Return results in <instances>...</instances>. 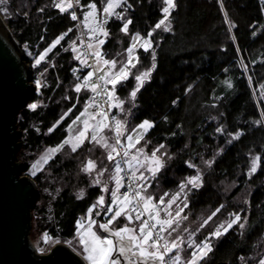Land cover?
<instances>
[{
	"label": "trees",
	"instance_id": "trees-1",
	"mask_svg": "<svg viewBox=\"0 0 264 264\" xmlns=\"http://www.w3.org/2000/svg\"><path fill=\"white\" fill-rule=\"evenodd\" d=\"M107 2L80 0L77 4L75 0L80 25L71 19V8L61 12L54 0H6L0 6L7 9L1 12L3 18L23 57L31 62V81H39L13 121V131L18 133L13 162H21L18 176H28L37 152L62 144L74 118L87 107L88 89L75 90L89 71L81 62L80 50V59L73 50L82 36L89 42L104 40L101 54L117 61L112 70L116 71L127 61L133 35L147 39L151 32L148 51L136 44L139 63L135 61L128 79L115 86L114 96L123 103L111 111L128 132L144 119L151 121L138 145L148 151L159 149L162 156V167L148 184L153 202L162 196L166 202L165 193L181 190L187 178L200 175V187L187 184L188 192L180 191L186 219L177 226L178 234L167 239L186 237L182 232L187 227L196 243L208 237L212 245L213 250L198 264H257L256 259L264 256V0H174L167 31L163 26L155 28L164 16V0H124L115 8L119 16L105 17ZM91 3L96 4V18L86 27L84 13L90 11ZM128 20L132 23L125 33L121 29ZM97 25L107 36L92 33ZM64 33L45 59L34 64L31 54L38 56ZM153 64L150 79L133 98L135 76ZM33 103L37 107L29 108ZM127 131L120 137L123 141ZM108 152L91 139L75 152L65 145L56 151L46 169L33 178L37 192L30 229L35 221L38 231L61 241L71 239L78 221L102 191L82 166L89 159H96L99 166L109 164ZM253 155L259 157L254 173ZM237 214L240 221L227 233L210 237ZM184 243L187 259L193 248L187 239Z\"/></svg>",
	"mask_w": 264,
	"mask_h": 264
},
{
	"label": "snow or ice",
	"instance_id": "snow-or-ice-1",
	"mask_svg": "<svg viewBox=\"0 0 264 264\" xmlns=\"http://www.w3.org/2000/svg\"><path fill=\"white\" fill-rule=\"evenodd\" d=\"M124 0H108L107 5L104 7L103 12L106 15H117L119 16V13L115 12V8L119 7L121 3H123ZM6 3V0H0V6L4 5ZM76 3L79 4L80 0H76ZM164 4L166 5L161 9L162 13L164 14L163 19H161L156 25L155 28H161V26H165V21L168 20V17L170 15V9L175 8V2L174 0H164ZM54 7L58 8L61 12H66L68 9L73 7V4L71 3V0H68V3L65 5V0H60V2L55 3ZM87 7L90 9V11L84 13V20L83 23L86 27H90L89 21H95L96 18V4L91 3L87 5ZM7 9L0 7V12H6ZM122 18V17H120ZM71 19L77 20L78 17L75 12L71 13ZM132 21L128 20L126 23H124L121 31L127 33L128 26L131 24ZM164 30L167 31V26L164 27ZM71 31V29H69ZM92 33L95 35L97 31L102 33L103 35L107 36V32L104 31L102 27H99L97 25V28L91 29ZM64 35H67V33H64L60 37H58L52 45L46 49V52H49L54 48L57 44L60 43V40L64 38ZM151 36L152 33H148V38L144 41V43L141 45L143 47L144 51H148V49L151 47ZM141 39L139 37V34H136L133 36V43L130 44V46L126 49L128 53V59L127 62L124 63L118 70L112 71L116 69L117 61L116 60H104L101 52L99 50H96L94 55L97 57V62L99 63L101 60L103 61V64L110 65V71L109 73H105L104 76H101L99 79L104 80L106 84L110 83L112 84L113 88L111 92H108L107 95L109 96V101L114 99V93H115V86L118 83H121L123 80L128 79V77L131 75V68L135 67V64L133 63V54L136 49V41ZM98 44L102 45L104 44V40H98ZM89 48L92 47L91 44L88 45ZM75 50V49H73ZM77 59H80V56L77 55ZM45 59V54H41L38 59H36L35 64L39 65L41 61ZM136 63H139V57H136ZM84 64H87L86 60L81 61ZM155 68V64L152 65V68L145 71L144 73H141L140 75L135 76V79L137 81V87L133 90V92L130 94L133 98H135L136 93L140 90V88L143 86V83L145 80L150 79L151 71ZM98 70V69H97ZM95 74L94 71H89L87 75L83 78L85 83L83 85L77 84L75 87V90L79 92L82 87L87 88L89 84L87 82L90 81V79ZM37 84H39V81H37ZM231 85H229L230 87ZM98 85H92V91L96 92ZM99 94V93H97ZM123 101H120V104H122ZM92 105L89 104L83 112H81L80 116H77L76 120L73 121V124H76L78 121H80L81 116H84L86 113H88V107H91ZM118 105H113L109 103V107H114ZM31 109H35L37 105L35 103L30 104L28 106ZM92 119H96L97 116L100 117H107V112H104L101 110L99 113L96 114H89ZM63 119V117H61ZM59 123V121L57 122ZM83 128L80 129V131L77 132L75 137L65 139L63 141V144H71L72 151L75 152L77 148H79L86 139H88V133L89 131L92 132L91 135V141H94L97 144H100L102 147L110 148L111 151L108 152L107 159L109 161H114L116 157L113 155V153H116V156H119L121 153L117 151L116 145L121 143L120 137L124 134V132L127 130L124 127L123 122L116 121L115 122V132H116V143L115 144H108L105 140V137L101 134L104 129H111V126L109 124H90L89 120L83 121ZM71 127V126H70ZM152 127L150 122L144 121L140 125L137 126L136 129L132 130V133L136 134L135 142H133V134H129L127 136V144L125 145V149H131L136 148V144L140 143V141L143 139V132H146L148 128ZM143 131H138V130ZM52 129H49L51 131ZM217 131H221V129H217ZM239 133H237L236 138H238ZM63 144L60 147H63ZM163 145H160V148H163ZM59 148L51 149V151L55 152L58 151ZM159 151L157 149L156 151H153L151 156H144V160L147 162L145 163L140 162L139 156L133 155L132 160L137 161L141 164V167H147L148 171L151 173V175L154 177L156 173L159 171L160 167H162V164L160 162V158L156 155V152ZM137 153H143V148H136ZM123 155L127 157L129 155V152L127 150L123 151ZM259 157H257V160ZM257 160H254L252 163L251 172L256 171V163ZM125 163L128 164V166L131 168L132 164L131 161H125ZM35 167V165L33 166ZM96 168L95 161L89 160L88 163L83 168V171L85 172H92ZM123 169L120 167V162H116V190L112 192L113 201L112 204H110L107 208V212L111 213L113 212V206H115L114 214L111 216V219H109L106 223L99 224V228L104 229L106 231H110L109 226L113 224L114 221H117L120 217H125L129 223L133 222V219L136 221H140L139 224V230L135 228H131L128 226V223L124 224L123 227L115 230L114 232H111V235H114L117 240L114 242L110 237H104L103 239L96 234L95 231L92 230V226L96 224L95 220L91 219V215H89L90 224L88 228L86 229L87 232V239L83 237L81 238V243L85 245V251L88 253V259L91 262V264H120L119 257H123L126 261V264H179L180 261V255L176 254L174 256H169L170 253H173L174 249H178L183 244V240H179V238H174L173 240L169 241L167 240L161 233L168 232L169 235H171V232H174L176 229L173 227V224L179 223V221L176 219L180 217L181 212L183 209H178L175 213V217H172L170 207L172 204H174L179 197V192L176 193L167 201V207L161 209L158 205L165 204L164 197H160L158 204L153 203V197L150 195H145L146 186L143 184H137L135 190H132V186L129 185L127 191L123 192L121 196H117V192H119L120 188L124 187V185L121 183V177L120 172H122ZM102 174V173H100ZM35 175V173H33ZM131 180L133 182L137 180H147V177L143 175V173L140 174L139 177H137L136 172H132ZM199 180V177H193L188 181V183L192 184L193 187H200V184L197 182ZM94 183L99 184V180H95ZM185 185H181V191H183ZM107 191V188L104 189ZM168 194L165 193V196ZM83 196V191H81L80 195L77 197L78 199ZM131 197V198H130ZM98 204L103 205L104 204V197L101 196L98 198L97 201ZM123 205V206H121ZM96 205H93L92 208H95ZM185 207H187V204H185ZM223 205H221V208ZM91 208L89 209V213H91ZM220 209H217V212ZM164 211L166 215L170 218L168 219H161L160 218V212ZM133 213H135V216L133 217ZM99 215V213H96ZM147 214V219H143V217ZM215 215V213H213ZM186 219V217H184ZM209 220L211 217L208 218ZM241 217L237 214L235 215V218L231 220V222L227 223V226L225 227L224 224H221L219 228L216 229L215 232L210 233V237H220L224 233H227V231L232 228L234 224H237L240 221ZM149 221H153L151 224ZM207 223V221H205ZM158 231H154L158 228ZM241 228L244 227L243 224L239 225ZM203 227V225H201ZM78 228H84V225L82 223L78 222ZM171 229V232L168 230ZM223 229V232L221 231ZM186 231V229H185ZM43 238L45 242L49 240V237L47 233L43 235ZM179 240V242H177ZM163 241V243H161ZM194 246V247H193ZM190 248H193L192 251V259L188 261V264H198V261L204 260L208 253H210L212 249V245L209 241V238L206 237L203 241L200 243H196L195 241H191L189 244ZM40 251H43V249H40ZM114 253H119V257L113 258ZM166 257L168 259L166 260ZM259 264H264V258H261L259 261Z\"/></svg>",
	"mask_w": 264,
	"mask_h": 264
},
{
	"label": "water",
	"instance_id": "water-1",
	"mask_svg": "<svg viewBox=\"0 0 264 264\" xmlns=\"http://www.w3.org/2000/svg\"><path fill=\"white\" fill-rule=\"evenodd\" d=\"M30 76L31 65L0 12V264H86L62 242L38 254L29 238L37 185L29 176H18L21 162H13L18 149L13 121L26 95L36 88Z\"/></svg>",
	"mask_w": 264,
	"mask_h": 264
},
{
	"label": "rangeland",
	"instance_id": "rangeland-1",
	"mask_svg": "<svg viewBox=\"0 0 264 264\" xmlns=\"http://www.w3.org/2000/svg\"><path fill=\"white\" fill-rule=\"evenodd\" d=\"M165 6L166 5L164 4L163 7H165ZM103 14H104L105 17L108 16L104 12H103ZM79 25H80V23H79ZM165 26L168 27V20L165 21ZM165 26H163V27H165ZM134 35H136V34H134ZM83 38H85V37L82 36V39L80 40V43L81 44L84 41ZM101 40H103V39H101ZM145 40L146 39H139V40L136 41L137 43L136 42L135 43L137 45L138 44H141L142 45ZM132 43H133V37H132V40H131V43L130 44H132ZM89 44L92 45V47L89 48V50H90V55L92 56V61L94 63V67H95L96 71L99 73L100 77L101 76H104L105 73H108V71L110 70V67L108 65L103 64V61L102 60L98 63L97 62V57L94 55V53H95L96 50H99L101 52V45L98 44V41L89 42ZM80 45L79 46L77 45V47L75 46L73 48V49H75L74 50L75 55L76 54L77 55L79 54V47H80ZM45 53H46V50L42 51L38 56H35V55L31 54V58L33 60V63L35 64L36 59H38L41 54H45ZM135 58H136V53L134 52V54H133V63L136 61ZM82 59H83V57H82ZM103 59L106 60L104 57H103ZM27 62H29V61H27ZM29 63L31 65V62H29ZM33 83L35 85H37V82L36 81H33ZM108 84H110V83H108ZM110 85L112 86V84H110ZM106 87H107V91L108 92H111L112 87L107 86V84H106ZM111 104L120 106V100H118L114 96V99L111 100ZM83 111H84V109L81 112H83ZM81 112L77 116H80ZM96 113H99V112H94V111H91V110L89 111L88 110V113H86L84 116H81L80 121H78L76 124H73V121L76 120V118H77V116H76L74 118V120L72 121V123L70 124L71 127L69 126V130H68V133H67V136H66L65 139L75 137L76 134H77V132L80 131V129L83 128V126H84L83 125V121L84 120H89V123L90 124H97V123H99L101 125L102 124H105V123L106 124H109L107 117L97 116L96 119H92L90 117V115H89V114H96ZM114 118H115V122L116 121H120V119L115 114H114ZM144 121H148L151 124V121H149L148 119H144L141 122H139L133 129H136L137 126L140 125ZM124 127H125V125H124ZM125 128L127 129V127H125ZM133 129H131L129 132L126 130L127 131V134H126V137H124L125 138L124 141L120 138L121 144H123V146H125L127 144V136L129 134H133V142H135L136 134L135 133H132V130ZM149 129L150 128H148L147 131ZM111 131H112V129H106L101 134L105 137V140L107 141L108 144H115L116 132H111ZM138 131H143V130L141 129V130H138ZM146 132H143V135ZM124 134H125V132H124ZM91 135H92V132L89 131V133H88V139H91ZM92 142L95 143L94 141H92ZM62 144H63V142H62ZM62 144H60V145H58L56 147H51V148L50 147H45L41 151L37 152L36 155H35V157L30 161V166H29V169H28V171H27L26 174H28V176L33 179L34 176L37 173H39L42 170H45L46 169V165H47L49 159L56 152V151L55 152L51 151V149H56V148H59L60 149L61 148L60 146ZM64 145L67 146V147H69L70 149H72L71 144H63V146ZM98 145H100V144H98ZM103 148H104L105 153L107 151H111L110 148H105V147H103ZM136 148H142V147L139 146L138 144H136ZM136 148L127 149V151L129 152V155L127 156V161H131V164H132L131 171L132 172H136L137 177H139L141 173H143V175L145 177H147V180H139V184L142 183V182H144L143 185H145L147 187L146 192H145V195L152 196L150 194V189H148V186H149L148 184L152 180V178H154V177L148 171V169H147L146 166L145 167H141V164L140 163H138L137 161H133L132 160V156L133 155L139 156L140 162H143L146 165L147 162L144 160V156L145 155L151 156L152 152L153 151H156V150L148 151V150H145L143 148L144 149V152L143 153H137L136 152ZM159 152L160 151H157L156 152V155L160 158V162L162 164V161L163 160H162V156H161V154ZM257 157L258 156H254L253 155V157L251 158V168H252L253 161L254 160H257ZM89 160L95 161L96 168L92 172H90V173L89 172H86V174L89 176V180L92 183H94L95 180H99L100 181L99 185L101 186L102 191H101V194L99 195V197H101V196L104 197V204L103 205H100V204L97 203L99 197L96 199V201L90 206V208L92 209L91 210V213H89V209H90L89 208L87 210L85 216L83 217V219H80L78 221L79 223H82L84 225V228H78V223H77L76 233H75V235L71 239H68V241H61V240H59L57 238H54V237L50 236V234L48 232H46V231L45 232L38 231L37 228H36V226H35V224H34L35 223V221H34L33 222V225L31 226V229L29 230V238H30L32 244L35 247V252L36 253H38V254L48 253L52 248H54V246H56V244H58L59 242H62V243L67 244L69 246V248L71 250H73V252H75L76 254H78L83 259V261L86 264H91V262L87 258L88 257V253L85 251V245L80 242L81 241V238H82V234H83V237L85 239H87L86 229L88 228V226L90 224L89 215H91V219L92 220H95L96 221V224L92 226V230L95 231L96 234L98 236H100L102 239L104 237H110L114 242H116L117 238L114 235H111L110 233L111 232H114L115 230H117V229H119L121 227H123L124 224H126V223H128V226L129 227L135 228L137 230V232H138L140 221H136L135 219H133V222L129 223L127 221V219L125 217H123V216L120 217V218H118L117 221H114L113 224L109 226L110 231H106L104 229L99 228V224L106 223L109 219H111V216L114 214V211H115V206H113V212H111V213L107 212L106 210H107L108 206L110 204H112V201L114 199L113 196H112V192L116 190V176H117V173H116V159H115V162L110 161L109 164H108V162H106V163H104L101 166L98 165L96 159H89ZM89 160H87L84 163V165L82 166V170L85 167V165L88 163ZM113 163H114V165H113ZM257 164H258V160H257L256 166H257ZM34 165H35V167H33ZM33 173H35V175H33ZM100 173H102V174H100ZM24 174L25 173H23L22 175H24ZM197 176L199 177V180L197 182L200 184L201 183L200 175H192V176H190L189 178H187L183 182V185H185V187L183 189L184 190L183 195H185L188 192L187 184L188 185L190 184V183H188V181L190 179H192L193 177H197ZM120 177H121V175H120ZM121 183H122V179H121ZM190 185H192V184H190ZM105 188H107V191L104 190ZM180 191L181 190H177V191H174V193H171V194L167 195L166 196V202H165V204L158 205V206L161 209L166 208L167 207V201L169 199H171V197L173 195H175L176 193H178V192L180 193ZM122 193H123L122 188H120L119 192H117V196H121ZM181 196L182 195L179 194V197L177 198L176 202L174 204H172L171 207H170V211H171L172 217H175V213H176V211L178 209H183L184 208V205H183L184 200L182 199L183 197H181ZM153 203H157L158 204V201L157 202H153ZM93 205H96V207L95 208H92ZM121 206H123V205H121ZM96 213H99V215H97ZM134 216L135 215H133V217ZM160 218L161 219H168L170 217H168L164 211H161ZM176 219L179 221L178 225L177 224H173V227L176 230L174 232H171V229L168 230L169 232H171V235H169L168 232H166L165 235H163V233H161V235H163L166 239L172 237L174 233H176V235L178 234L177 233L178 232L177 226H180L182 220L184 219V217H183V211L181 212L180 217H178ZM158 229H159V226L154 231H158ZM185 229H186V231H185ZM183 230H184V232H182V233L186 237H183L182 234H181V237L179 238V240H183V244L182 245L185 244L184 243V239H187V243L190 244L191 241H194L193 235L190 234L191 232L188 230L187 227L183 228ZM45 233H47V235L49 237V240L47 242H45V240L43 238V235ZM179 240L177 242H179ZM161 243H163V241H161ZM182 245H181L180 248L174 249L173 253H170V254L172 256H174L176 254H179L180 255L179 264H188V261H190L192 259V254H191V257L190 258L185 259V256H186L185 255V247L182 246ZM40 249H43V251H40ZM192 251H193V249H192ZM118 255H119V253H114L113 258L118 257ZM255 257H257V255H255ZM261 258H264V256H262ZM261 258H257L256 259L257 262H258L257 264H259V261H260ZM124 264H126V261L124 262Z\"/></svg>",
	"mask_w": 264,
	"mask_h": 264
},
{
	"label": "built area",
	"instance_id": "built-area-1",
	"mask_svg": "<svg viewBox=\"0 0 264 264\" xmlns=\"http://www.w3.org/2000/svg\"><path fill=\"white\" fill-rule=\"evenodd\" d=\"M54 1L56 3L60 2V0H54ZM71 3L73 4V7L71 8V13L75 12L77 17H78L77 10L75 7V0H71ZM76 21H77V24H79V19H77ZM83 39H84V41L80 45L79 50L83 56V60H86L87 64H84V63H82V64L84 66H88L89 71L95 72V74L90 79V81L87 82L89 84V86L87 87L88 94H87V98H86V104H87V106L89 104L92 105L91 107H88V109L91 111L100 112L101 110H103L104 112H107L108 122L111 125L112 132H115V126H116L115 125V118H114V114L111 111V107H109V103H111V101H109V96L107 95L108 91H107L106 83L104 82V80L99 79L100 75L96 71V69L94 67V63L92 61V56L90 55V50L88 47L89 42L85 38H83ZM87 73L82 77L83 84L85 83L83 78L87 75ZM92 85H98L96 92L92 91V88H91ZM97 93H99V94H97ZM115 143H116V140H115ZM116 147H117V151H119L121 153L119 156H116V153L114 152L113 155L116 157V162L119 161L120 167L123 169V171L120 172V175L122 177V184L124 185V187H122V191L125 192V191L129 190L128 189L129 185L132 186V190H135L136 185L139 184V180H137L135 182H133L131 180L132 171H131V168L128 166V164L125 163V161H127V157H125L123 155V151L127 150V149H125V146H123V144H121V143L116 145ZM133 215H135V213H133ZM143 219H147V214H145ZM152 222L153 221H149L150 224ZM169 256H172V255L169 254ZM167 259H168V257H166V260Z\"/></svg>",
	"mask_w": 264,
	"mask_h": 264
},
{
	"label": "flooded vegetation",
	"instance_id": "flooded-vegetation-1",
	"mask_svg": "<svg viewBox=\"0 0 264 264\" xmlns=\"http://www.w3.org/2000/svg\"><path fill=\"white\" fill-rule=\"evenodd\" d=\"M118 257H119V255H118ZM119 259H120V264H124V262H125L124 258L123 257H119Z\"/></svg>",
	"mask_w": 264,
	"mask_h": 264
},
{
	"label": "crops",
	"instance_id": "crops-1",
	"mask_svg": "<svg viewBox=\"0 0 264 264\" xmlns=\"http://www.w3.org/2000/svg\"><path fill=\"white\" fill-rule=\"evenodd\" d=\"M109 67H110V65H108ZM110 71V70H109ZM109 71H108V73H109ZM105 82V81H104ZM89 110V109H88ZM90 111V110H89Z\"/></svg>",
	"mask_w": 264,
	"mask_h": 264
},
{
	"label": "bare ground",
	"instance_id": "bare-ground-1",
	"mask_svg": "<svg viewBox=\"0 0 264 264\" xmlns=\"http://www.w3.org/2000/svg\"><path fill=\"white\" fill-rule=\"evenodd\" d=\"M112 132V131H111Z\"/></svg>",
	"mask_w": 264,
	"mask_h": 264
}]
</instances>
